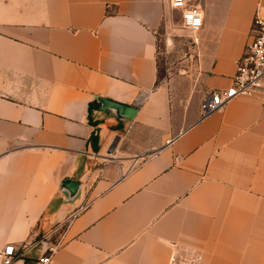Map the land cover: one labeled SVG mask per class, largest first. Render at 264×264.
Segmentation results:
<instances>
[{"label": "crops", "instance_id": "0c3cea01", "mask_svg": "<svg viewBox=\"0 0 264 264\" xmlns=\"http://www.w3.org/2000/svg\"><path fill=\"white\" fill-rule=\"evenodd\" d=\"M186 4L203 18L194 69L159 79L169 0H0V251L21 248L13 264H36L35 240L63 223L50 264H167L187 249L264 264V85L199 110L230 85L264 0Z\"/></svg>", "mask_w": 264, "mask_h": 264}, {"label": "built area", "instance_id": "2783aa9c", "mask_svg": "<svg viewBox=\"0 0 264 264\" xmlns=\"http://www.w3.org/2000/svg\"><path fill=\"white\" fill-rule=\"evenodd\" d=\"M172 9L182 11V26L192 32L202 25V14L196 6H187L186 0H169ZM264 85V19L257 14L253 17L248 39L243 53L236 61V68L228 87L206 94L199 106L200 118L220 110L229 101L253 95ZM143 97L136 101L139 105ZM65 223L59 224L35 240L42 256L36 264H50L51 255L62 244L65 238ZM25 247V245L23 246ZM13 244H8L0 251V264H13L23 253ZM203 254L196 249L174 251L167 264H202Z\"/></svg>", "mask_w": 264, "mask_h": 264}, {"label": "rangeland", "instance_id": "374dc122", "mask_svg": "<svg viewBox=\"0 0 264 264\" xmlns=\"http://www.w3.org/2000/svg\"><path fill=\"white\" fill-rule=\"evenodd\" d=\"M157 40L159 79L174 77L194 69L198 46L192 31L182 26V11H170L167 23L158 31Z\"/></svg>", "mask_w": 264, "mask_h": 264}, {"label": "water", "instance_id": "95a60500", "mask_svg": "<svg viewBox=\"0 0 264 264\" xmlns=\"http://www.w3.org/2000/svg\"><path fill=\"white\" fill-rule=\"evenodd\" d=\"M124 113L127 117H131L135 113V110L128 107L125 108Z\"/></svg>", "mask_w": 264, "mask_h": 264}]
</instances>
